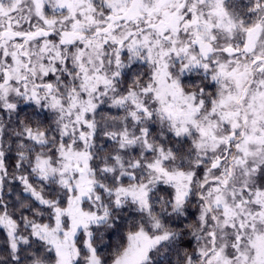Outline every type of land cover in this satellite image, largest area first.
<instances>
[{
  "label": "snow or ice",
  "instance_id": "snow-or-ice-1",
  "mask_svg": "<svg viewBox=\"0 0 264 264\" xmlns=\"http://www.w3.org/2000/svg\"><path fill=\"white\" fill-rule=\"evenodd\" d=\"M0 264H264V0H0Z\"/></svg>",
  "mask_w": 264,
  "mask_h": 264
}]
</instances>
